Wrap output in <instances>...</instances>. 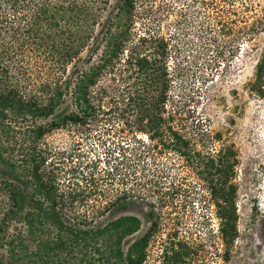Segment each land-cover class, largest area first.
I'll return each instance as SVG.
<instances>
[{
    "label": "trees",
    "instance_id": "1",
    "mask_svg": "<svg viewBox=\"0 0 264 264\" xmlns=\"http://www.w3.org/2000/svg\"><path fill=\"white\" fill-rule=\"evenodd\" d=\"M108 4L109 0H0V264L147 260L156 222L131 242L128 239L140 230L139 218L126 215L98 224L137 198L135 172L120 167L127 148L118 145L122 158L100 172L98 161H78L63 171L39 145L50 130L85 126L108 116L121 121L122 130L128 127L146 135L188 162L200 156L166 113L172 79L169 40L150 28L134 34L136 0H120L111 22L103 19ZM116 73L119 86H128L122 101L132 107L131 124L117 105L103 106L108 91L100 82ZM254 78L252 91L264 97V48ZM66 96L72 98L73 111L48 125L38 124L52 117ZM222 154L220 160L209 159L211 177L217 180H208L207 189L218 219L221 259L228 263L239 237L233 182L237 156L230 149ZM120 183L124 188L116 189ZM171 244L163 250V261L184 264L189 247Z\"/></svg>",
    "mask_w": 264,
    "mask_h": 264
},
{
    "label": "rangeland",
    "instance_id": "2",
    "mask_svg": "<svg viewBox=\"0 0 264 264\" xmlns=\"http://www.w3.org/2000/svg\"><path fill=\"white\" fill-rule=\"evenodd\" d=\"M119 2L109 0L103 19L114 20ZM135 7L134 34L155 29L170 42L172 79L166 113L200 156L188 162L146 135L134 134L128 127L122 130L121 121L108 116L85 126L52 129L39 145L63 171L78 161H98L100 172L116 164L122 153L118 145L127 148L120 167L135 172L137 198L98 224L126 215L139 218L141 227L128 239L131 242L156 222L145 264H169L162 259L163 250L178 242L190 250L184 264H259L264 260V97L251 85L264 48V0H136ZM115 75L107 74L100 82L108 91L103 106L117 105L131 124L132 107L122 101L128 86H119ZM27 88L40 90V86ZM72 111V98L66 96L56 113L38 124L56 122ZM228 149L237 156L233 182L239 237L225 263L207 183L217 180L216 175L211 177L209 159H222Z\"/></svg>",
    "mask_w": 264,
    "mask_h": 264
}]
</instances>
